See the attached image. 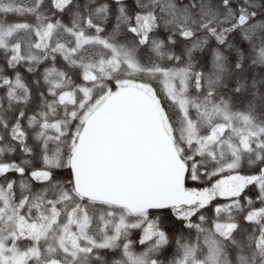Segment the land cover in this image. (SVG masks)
I'll list each match as a JSON object with an SVG mask.
<instances>
[{
  "label": "snow or ice",
  "instance_id": "obj_1",
  "mask_svg": "<svg viewBox=\"0 0 264 264\" xmlns=\"http://www.w3.org/2000/svg\"><path fill=\"white\" fill-rule=\"evenodd\" d=\"M0 264H264V0H0Z\"/></svg>",
  "mask_w": 264,
  "mask_h": 264
}]
</instances>
